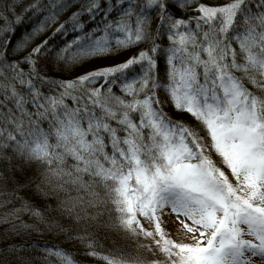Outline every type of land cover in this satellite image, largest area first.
<instances>
[{"label":"snow or ice","instance_id":"1","mask_svg":"<svg viewBox=\"0 0 264 264\" xmlns=\"http://www.w3.org/2000/svg\"><path fill=\"white\" fill-rule=\"evenodd\" d=\"M89 257L264 264V0H0V264Z\"/></svg>","mask_w":264,"mask_h":264},{"label":"trees","instance_id":"2","mask_svg":"<svg viewBox=\"0 0 264 264\" xmlns=\"http://www.w3.org/2000/svg\"><path fill=\"white\" fill-rule=\"evenodd\" d=\"M26 0H23V2ZM21 0H17V3H20ZM28 15L30 16L31 13H28ZM23 25L18 29L17 31V35H19V32L23 30ZM69 103H71V101L69 100ZM174 111V110H173ZM187 115V114H185ZM179 118V117H177ZM147 226V225H146ZM141 242L142 243H146L147 241H144L143 238H141ZM131 251H133L134 253H138V255L142 258H146V259H153L155 257L152 256V253L147 251L146 249L143 248H136L134 245L130 248ZM77 259H82L81 257H76ZM88 264H104V261L99 260L97 258L94 257H89L88 258Z\"/></svg>","mask_w":264,"mask_h":264},{"label":"rangeland","instance_id":"3","mask_svg":"<svg viewBox=\"0 0 264 264\" xmlns=\"http://www.w3.org/2000/svg\"><path fill=\"white\" fill-rule=\"evenodd\" d=\"M26 2H27V0H26V1H24V3H26ZM166 227L173 228V232H172L173 238H174V239L178 238V235H177V234H175L174 227H173V225H172L171 223H170V224H168V225H166Z\"/></svg>","mask_w":264,"mask_h":264}]
</instances>
